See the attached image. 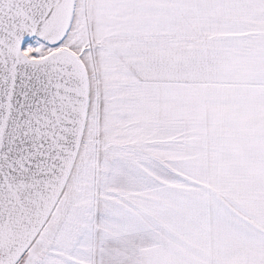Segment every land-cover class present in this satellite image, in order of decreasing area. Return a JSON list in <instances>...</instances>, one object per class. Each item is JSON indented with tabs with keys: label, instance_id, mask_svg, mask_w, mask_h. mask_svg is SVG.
<instances>
[{
	"label": "snow or ice",
	"instance_id": "1",
	"mask_svg": "<svg viewBox=\"0 0 264 264\" xmlns=\"http://www.w3.org/2000/svg\"><path fill=\"white\" fill-rule=\"evenodd\" d=\"M0 264H264V0H0Z\"/></svg>",
	"mask_w": 264,
	"mask_h": 264
}]
</instances>
